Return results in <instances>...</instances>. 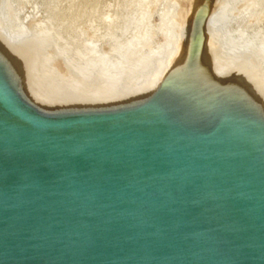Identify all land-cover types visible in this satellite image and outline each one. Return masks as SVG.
Segmentation results:
<instances>
[{
	"label": "water",
	"instance_id": "obj_1",
	"mask_svg": "<svg viewBox=\"0 0 264 264\" xmlns=\"http://www.w3.org/2000/svg\"><path fill=\"white\" fill-rule=\"evenodd\" d=\"M0 264H264V0H0Z\"/></svg>",
	"mask_w": 264,
	"mask_h": 264
}]
</instances>
